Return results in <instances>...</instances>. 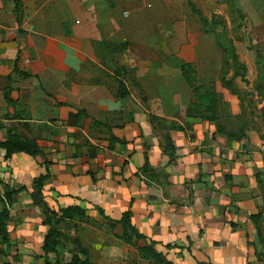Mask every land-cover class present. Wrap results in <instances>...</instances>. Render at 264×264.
I'll return each mask as SVG.
<instances>
[{
    "label": "crops",
    "instance_id": "1",
    "mask_svg": "<svg viewBox=\"0 0 264 264\" xmlns=\"http://www.w3.org/2000/svg\"><path fill=\"white\" fill-rule=\"evenodd\" d=\"M122 1L22 0L23 14L63 15L71 33L59 38L50 26L23 31L7 23L0 0V63L10 61L13 69L32 58L45 63L37 73L19 70L0 82V140L14 133L39 147L7 155L0 145V207L9 209V247L0 241V264H66L73 253L84 257L80 245L94 264H148L140 245L162 250L172 264H264L257 179L264 137L253 125L246 136L227 134L241 108L238 95L221 83L223 53L214 34L199 18L180 17L187 0ZM193 2L205 15L214 11L213 0ZM9 8L16 10L15 0ZM156 14L178 17L165 27ZM154 26L164 27L167 46L151 40ZM5 29L9 41H3ZM135 29L145 41L129 37ZM119 41L125 42L120 49ZM182 60L193 64L198 83L212 80L229 116L220 104L217 122L187 113L193 91ZM119 79L127 96L117 94ZM74 85L77 101L69 97ZM145 153L154 168L149 177L141 170ZM42 204L56 215L79 205L85 216L60 219L56 236ZM128 209L143 233L130 242L114 221ZM258 211L256 228L251 214Z\"/></svg>",
    "mask_w": 264,
    "mask_h": 264
},
{
    "label": "rangeland",
    "instance_id": "2",
    "mask_svg": "<svg viewBox=\"0 0 264 264\" xmlns=\"http://www.w3.org/2000/svg\"><path fill=\"white\" fill-rule=\"evenodd\" d=\"M28 1L29 5H31V0ZM119 2L120 4L123 3L122 0H119ZM10 4L11 0H4L6 21L7 23L14 21L17 25L21 24L22 26H19V29L23 31H28L27 28L30 27L45 30L46 27L50 26L52 28L54 36L56 37L60 38L63 35L65 36V34L71 33L66 29L67 23L63 19V15L56 13L49 14L48 12H46L48 14H45V12H43V14L22 13L21 21L19 22L16 18L18 14L16 12L17 10L13 11V8H9ZM182 6L185 9L182 10V14L180 16L181 18H199L201 20L199 14L191 9L188 1H185ZM213 7L214 11L212 13H215L216 18L219 19L217 29H219L220 31H224L222 36H220V39L224 40L225 37L231 38L240 60L245 64L243 76L239 73L236 78L230 82L232 91L236 90V94L239 97L241 110L238 114L235 115L236 119L230 121L229 130L230 132H233L234 129H236L238 133L242 132L241 134L243 135L241 136H246L247 133L245 129H247L249 125H253L256 129H262L260 134L262 137H264V0H213ZM211 14L206 16L210 17ZM157 15L158 14L152 16L155 19L163 20V23L165 22L163 26L165 27L169 26V24L172 23L173 19L178 17L169 15ZM139 20L143 19L139 18ZM74 21L78 22L77 16L75 17ZM151 28L153 29V25H151ZM154 28L156 30L152 32L151 40H154L153 42L156 44L161 40L163 41V46H167L166 41L168 40V37L161 39L162 34L165 32V30H162L164 27H162V29H159L160 27L154 26ZM9 33L10 31L8 29H5V39H3V41L10 40ZM146 33L147 32H144V34ZM129 37L133 40L145 41L142 40L145 39V36H143L142 32L136 31V29ZM122 44L123 41H119L115 43V46H118V48L120 49L122 47ZM73 50L76 52V48H73ZM33 59L34 58L26 61H21L19 62V65L16 63L17 69L12 68V63L10 61L4 62L3 64L0 63V70H2V72H8V75H6V73H2L0 75V77L2 78L0 79V82H5V76L9 77V74L11 72L19 74L20 70L27 73H29V71L37 73L39 70L45 69V63L37 62ZM247 61L249 65H247ZM72 66V72L73 74H75V76H77V71H79L77 70L78 64L75 63L74 65L72 64ZM240 69H242L241 66ZM222 70H224L225 73L229 76L232 73L231 66L224 63V56ZM211 81L212 80H209L201 84L196 81L195 77V81H193L192 84H200L204 87H214ZM74 83L77 84L76 79ZM202 89L203 88H199V90ZM73 90L75 94H72V92H70L69 97L71 101H77L76 85H74ZM218 94L219 95L217 97V100L222 110L221 113H225L226 116H229L227 101L223 100V95L220 94V92H218ZM194 97L196 99V96ZM237 119L239 120V125H237ZM259 120L262 124L261 126ZM242 123L244 124V129L241 131L240 125ZM72 225L73 224H71L70 220L65 223L63 231L64 240L69 239L70 235L67 230L71 229L69 227H71ZM74 225H77V223H74Z\"/></svg>",
    "mask_w": 264,
    "mask_h": 264
},
{
    "label": "trees",
    "instance_id": "3",
    "mask_svg": "<svg viewBox=\"0 0 264 264\" xmlns=\"http://www.w3.org/2000/svg\"><path fill=\"white\" fill-rule=\"evenodd\" d=\"M191 6V9L197 12L205 25V29L210 31L214 34L216 43L220 46L223 56H224V63L230 65L232 68V73L227 75L224 70L220 71V80L223 86L227 87L231 92H235L236 90L232 91L230 87V82L233 81L236 76L240 73L243 76V72L245 70V64L242 62L238 56V53L235 50L234 44L229 37H225L224 40L220 39L224 31H220L217 29V25L219 23V19L216 18V14L212 13L210 17H207L202 11L195 5L193 0H187ZM15 9L17 10V20L21 21V16L23 13V6L22 0H15ZM125 44V42H123ZM180 68L182 69L183 74L189 80L192 85L193 91V99L189 103L187 107L188 114H196L202 117H206L212 121L217 122L218 119V105L219 102L217 100L218 91L215 90L214 87H204L203 85L196 84L193 85V81H195V68L190 61L182 60L178 62ZM240 66L242 69H240ZM27 73V72H22ZM202 84V83H201ZM199 88H203L199 90ZM10 89L7 88L5 91V96L8 102L13 103V99L9 97ZM117 94L121 97L128 95V90L125 86V83L119 79L118 80V90ZM196 96V99L195 97ZM78 113V112H77ZM76 113V114H77ZM244 126H240V130L242 131ZM242 133V132H241ZM241 133L237 131L228 132L227 134L229 137L239 138L241 137ZM111 140L115 139L114 136H110ZM0 145L4 146L6 149V154L9 155L13 151L22 150L29 153H35L39 151L38 144L33 139L28 138H21L19 135L14 133L9 134V136L4 139L0 140ZM141 170L149 177L152 175V168L149 164L148 157L145 153V161L141 166ZM150 171V172H148ZM157 174V173H156ZM46 177V173H42L35 178V182L38 188L41 187L44 178ZM257 179L261 184L262 189V196L264 200V168L257 173ZM43 211L46 214L44 219L45 223L50 225V233L55 234L56 236H61L62 232L58 229L57 224L60 219L63 217H84L85 210L83 207L79 205H68L63 206L60 208L61 213L56 215L54 210H51L44 204H42ZM9 217V209L6 205L0 207V241L6 244V248H8L9 237H8V230L6 229V219ZM251 217L254 219L255 227L257 228V220L260 217V211L251 214ZM115 222L120 223L122 228L121 237L130 242L133 235L136 236H143V233L138 231L132 224L130 219V210H125L118 219L114 220ZM175 244L167 243L165 244L166 247L172 246ZM80 253L84 254L82 257L79 253H73L66 264H94L90 258L88 257L87 251L83 246H79ZM139 252L141 257L148 260V264H172V262L166 258L165 253L162 250L156 249L152 245H140ZM206 264H212L210 262H206Z\"/></svg>",
    "mask_w": 264,
    "mask_h": 264
},
{
    "label": "water",
    "instance_id": "4",
    "mask_svg": "<svg viewBox=\"0 0 264 264\" xmlns=\"http://www.w3.org/2000/svg\"><path fill=\"white\" fill-rule=\"evenodd\" d=\"M166 35H167V33H164L162 37L165 38Z\"/></svg>",
    "mask_w": 264,
    "mask_h": 264
}]
</instances>
